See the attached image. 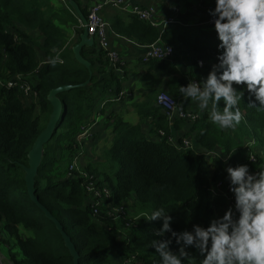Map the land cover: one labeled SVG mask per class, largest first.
<instances>
[{
  "label": "trees",
  "instance_id": "trees-1",
  "mask_svg": "<svg viewBox=\"0 0 264 264\" xmlns=\"http://www.w3.org/2000/svg\"><path fill=\"white\" fill-rule=\"evenodd\" d=\"M52 2L0 0V252L10 264L74 263L60 231L41 206L70 238L78 264H114L112 256L119 264H161L152 240L162 239L154 234L162 227V220L150 222L144 215L162 208L172 217L171 227L176 232L190 231L194 224L207 227L214 207L224 204L217 199L224 195V189L219 190L217 185L227 181L226 166L248 165L242 141L255 138L264 151V111L249 107L245 92L238 105L241 122L232 135L199 117L183 134L184 138L190 137L194 147L180 150L184 140H171L167 116L155 101L154 106L135 105L144 117L158 119V140L147 139L140 125L113 121L115 135L106 152L102 176L90 173L95 185L107 187L111 196L104 205L92 208L87 202L84 178L78 172L68 178V167L79 153L78 135L95 115L97 94L101 96L113 85L98 78L104 67L111 71L110 64L99 49L81 51L83 60L90 63L91 73L76 60L67 47L66 32L68 26H79L76 14L71 8V12L56 9ZM73 3L80 9L77 0ZM80 12L86 19V10ZM111 27L117 36L141 47L158 42L172 49L169 62L152 60L146 64L171 76L167 93L177 101L183 98L180 86H187L191 80L200 83L218 63L220 42L214 29L167 27L161 31L136 17L129 23L117 18ZM89 55L99 69H95ZM198 61H203V66L199 67ZM180 63L184 64V72L179 69ZM23 84L29 86L30 93L19 91ZM66 86L72 88L57 95L62 111L51 139L43 145L34 178L33 198L38 205L26 186L28 155L53 112L49 93ZM115 91L112 95L116 98L120 91ZM34 94L35 103L26 105L25 99ZM220 107L222 110V101ZM187 123L175 117L172 126L183 130ZM218 147L224 150L226 159L214 157L211 166L203 153H213ZM255 159L248 165L250 171L261 164ZM111 208H124V215L109 217ZM94 210L98 211L95 216ZM170 236L167 233L163 239ZM170 249L178 250L174 240ZM189 251L193 252L190 256L196 255L194 249Z\"/></svg>",
  "mask_w": 264,
  "mask_h": 264
},
{
  "label": "clouds",
  "instance_id": "clouds-1",
  "mask_svg": "<svg viewBox=\"0 0 264 264\" xmlns=\"http://www.w3.org/2000/svg\"><path fill=\"white\" fill-rule=\"evenodd\" d=\"M214 3L208 15L220 42L218 63L200 83L180 86L179 92L196 101L201 112L209 111L213 124L234 129L241 122L238 105L245 92L248 106L264 111V0ZM225 171L234 207L207 227L194 224L190 231L176 232L172 217L162 208L148 216L150 222L162 220L154 233L162 239L152 240L161 264H191L195 257L189 249L195 250L199 264H264V171L252 173L247 164L228 166ZM167 233L170 238L163 239ZM173 240L178 246L175 252L170 249Z\"/></svg>",
  "mask_w": 264,
  "mask_h": 264
},
{
  "label": "crops",
  "instance_id": "crops-1",
  "mask_svg": "<svg viewBox=\"0 0 264 264\" xmlns=\"http://www.w3.org/2000/svg\"><path fill=\"white\" fill-rule=\"evenodd\" d=\"M53 1L54 2H52V4L56 9L60 7L62 9L68 10L69 12H71L72 9L76 14L79 26L74 28L73 26H68L66 28L67 47L70 48L73 53V49L76 46H79L84 37V29L80 27V23H82V19L84 18L81 15L80 9L86 10V12L88 13V10L92 7V4L100 2V0H77V3L80 5V9L78 8L77 4L73 3V0ZM214 7V0H122V2L119 4V7L105 6L101 10V16L110 26L108 31V39L110 48L117 54L118 63L116 65H113L105 56V59L109 61V64L111 66H109V69L111 71H109L107 67H104V69H102V73L98 75V78L113 82V85L111 89L107 90L106 93L102 94L101 96L97 94L98 99H96L94 103L96 108L94 112L95 115L93 116V120L89 125L90 135L86 141H83L81 143V145H83L82 147L81 145H79V147L77 146L79 152L76 155L78 156L77 169H81L88 175L92 173L94 174V177L97 178H100L102 176V166L106 165L107 160L106 152L108 151L112 143L111 140L115 135L112 127L114 120L119 119L123 123L130 126L140 125V131L147 139L153 141L158 140V138L155 136V125L158 124V119L150 116L144 117L135 107V105H153L152 94L155 96L156 90L158 88H162L165 90L164 92H168L167 83L170 81L171 76L156 69H150L148 67V64L146 63L152 60L144 61V56L147 52V49L135 43L129 42V40H126L120 36H117V34L112 31V23L116 21L117 18H119L122 23H129L132 17H136L132 13L133 8H137L140 10L153 9L154 22L157 25H160V23L168 19H174L178 22V24L176 25L156 27L161 31L165 30L167 27L211 31L212 29H214V26H209L208 24V21L211 19V17L208 15V10ZM81 29L82 32L77 34V31ZM86 43L79 49V55L81 58V51H83V49H99V46L94 41V39L90 38L89 36L88 43ZM88 58L90 60L93 59V57L90 55L88 56ZM41 59L42 58H40L39 60L40 65H43L44 62H42L43 60L41 61ZM86 62L88 64V67L82 63L80 64L84 65V67L88 69L89 73H91L90 63L88 61ZM93 63L95 64V69H99V65L97 64V62L93 61ZM179 69L184 72V64L180 63ZM177 78L178 76L175 75L174 79ZM192 81L194 80H191L190 82ZM117 85H119V89L117 88ZM115 88L118 90V92H124V94L119 99H117L118 96L115 98L112 95V91H114ZM127 89L132 90L130 96H128V94L126 93ZM118 92L115 91V93ZM25 100L26 105L35 103V95L30 96V99ZM178 101V107L181 110L197 115V119L199 117H203L206 118L208 122H211L209 120L210 112H201L197 106L196 101L190 98H181L180 100L178 99ZM160 111L164 115H166L161 109ZM97 119L99 121H97ZM104 119H106L107 121L105 122ZM173 119L169 120L167 118L168 126H170L169 133L171 136V140L175 143L178 139L181 138L182 140H190V137L189 139L184 138L183 134L190 130L191 124L187 123V125H184L183 130L180 129L181 131L177 129L174 130L172 126ZM211 124L219 128L218 125H215L212 122ZM219 129L226 133L229 131V135H232L233 129ZM191 143L193 145V142ZM242 145L245 150V157L247 156L248 165H251L248 162V158L253 155L261 162L260 166L255 169L256 171L253 170L251 172L256 173L258 171H264V151L262 150L260 143L255 138H249L244 139L242 141ZM179 148L180 150H183L182 148H184V143L180 145ZM197 155H200L198 149ZM203 155L210 162L211 166V159L214 157L221 158L223 160L226 159L224 150L220 147L216 148L213 153H203ZM76 156L73 157L72 162ZM72 162L70 163V165L72 164ZM227 167L228 165L226 166V168ZM73 176L74 174H68V178ZM90 176L93 177V175ZM98 181L100 180L98 179ZM217 199H222L224 201V204L214 207L215 213L212 216L211 220L222 216L225 211L230 208L226 196L219 195ZM194 257L195 259L191 261V264H199L198 255L196 254ZM112 259H114V264L120 263V261L115 259L114 256H112ZM7 264L10 263L7 262Z\"/></svg>",
  "mask_w": 264,
  "mask_h": 264
},
{
  "label": "built area",
  "instance_id": "built-area-1",
  "mask_svg": "<svg viewBox=\"0 0 264 264\" xmlns=\"http://www.w3.org/2000/svg\"><path fill=\"white\" fill-rule=\"evenodd\" d=\"M122 2V0H100V2L92 4V7L88 10L87 17L85 19V24L80 23V27L87 31V34L90 38L94 39V41L99 46V49L105 53V56L107 59L113 64L116 65L118 63V57L114 50L110 48V43L108 39V31H109V24L103 19L101 16V10L105 6H112V7H119V4ZM133 15L136 16L139 20L143 22H147L152 26L160 27V26H170V25H176L178 22L174 19H168L160 25H157L154 22V10L148 9V10H140L137 8L132 9ZM209 26H213L211 19L208 21ZM147 49V52L144 56V61L148 60H159V61H165L169 62L173 57L172 49L168 46L154 43L153 45H150L148 47H144ZM59 64H62L61 61H56ZM198 65H200V61H198ZM195 82V81H193ZM19 91H22L24 93H30V88L28 85L23 84L19 87ZM124 92H120L117 99H119ZM35 95V94H34ZM155 104L157 107H159L167 116L169 120H172L173 118L177 117L182 120H186L188 123L195 122L197 119V115L193 113H188L183 110H181L178 107V103L175 98H173L169 93L167 92H159L155 97ZM97 121H99L97 119ZM89 127L86 126L82 129V132L77 137V146L81 145L83 141H86L90 135L89 133ZM184 148L183 150H190L193 148V145L191 143V140H184ZM77 161L78 156H76L72 162V164L68 167V174H73V172H78L77 169ZM257 160L254 156H250L248 158V162L253 164ZM256 171V170H255ZM254 171V172H255ZM82 175H79L80 177L84 178L83 186L85 188V193L87 196V202L89 206L92 208H98L102 205H104L105 201L110 199L111 192L107 187H97L94 182V177H91L90 175L80 172ZM218 189H224V196H226L228 203L230 207H234V197L232 193L229 191V182L226 181L224 183H219L217 185ZM122 208L115 209V210H121ZM97 210H94V216L97 214ZM145 219L148 220V216L144 215ZM122 264H126V262H122Z\"/></svg>",
  "mask_w": 264,
  "mask_h": 264
},
{
  "label": "water",
  "instance_id": "water-1",
  "mask_svg": "<svg viewBox=\"0 0 264 264\" xmlns=\"http://www.w3.org/2000/svg\"><path fill=\"white\" fill-rule=\"evenodd\" d=\"M82 23L85 24V19H82ZM83 35H84L83 40L80 42L79 46H76L73 49V53H74L77 61H79L80 63H82L88 67L87 62L82 60V58L79 55V49L86 42L88 43V34H87L86 30H84ZM71 88L72 87L66 86V87L55 89L49 93L48 100L53 107V112L51 114V117L49 119V122H48L45 130L38 137V139L36 140L35 144L33 145V148L31 149V151L28 155L29 162H28V168L26 169V172H27L26 186H27L30 198H32V200H34L37 204H38L37 200L35 198H33V195H34L33 188H34V178L37 175V170L39 167V160H40L42 148H43V145L46 144L51 139L55 125L58 122V119H59L61 111H62V105H61L57 95L64 92V91H68ZM39 207H40L41 211L44 213V215L49 220H52L53 223L56 225V228L58 229V231H60L61 236H62L63 241H64V244H65V247L68 249L70 255L73 257V260H74L73 264H78V254H77L76 249L73 246L70 238L67 236V234H65L62 231L60 224L52 218V216L45 210V208H43L41 206H39Z\"/></svg>",
  "mask_w": 264,
  "mask_h": 264
},
{
  "label": "rangeland",
  "instance_id": "rangeland-1",
  "mask_svg": "<svg viewBox=\"0 0 264 264\" xmlns=\"http://www.w3.org/2000/svg\"><path fill=\"white\" fill-rule=\"evenodd\" d=\"M43 59H41V61H42ZM160 91H165L164 89H162V88H158L157 90H156V93H155V96L152 94V96H153V100L152 101H155V97H156V95L160 92ZM126 93L128 94V96H130V94L132 93V90H130V89H127L126 90ZM23 103H24V101H23ZM83 145H81V147H82ZM80 172H84V171H82L81 169H78V175H82ZM124 212H125V209L123 208V209H121V210H115V208L114 209H112L111 208V211L107 214L109 217H113L114 218V216H122V215H124ZM119 235H121V234H119ZM3 254V253H2ZM1 254V252H0V264H7L6 263V261H5V257L3 256Z\"/></svg>",
  "mask_w": 264,
  "mask_h": 264
}]
</instances>
